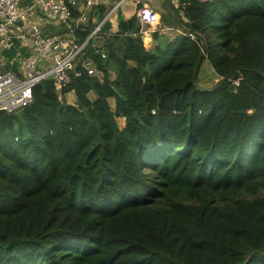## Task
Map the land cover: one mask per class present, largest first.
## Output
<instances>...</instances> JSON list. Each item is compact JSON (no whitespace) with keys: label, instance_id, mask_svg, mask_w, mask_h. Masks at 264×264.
I'll list each match as a JSON object with an SVG mask.
<instances>
[{"label":"trees","instance_id":"16d2710c","mask_svg":"<svg viewBox=\"0 0 264 264\" xmlns=\"http://www.w3.org/2000/svg\"><path fill=\"white\" fill-rule=\"evenodd\" d=\"M175 13L183 32L154 47L120 13L108 58L88 46L103 79L0 110V264H264V0Z\"/></svg>","mask_w":264,"mask_h":264},{"label":"built area","instance_id":"2783aa9c","mask_svg":"<svg viewBox=\"0 0 264 264\" xmlns=\"http://www.w3.org/2000/svg\"><path fill=\"white\" fill-rule=\"evenodd\" d=\"M128 1L116 0L89 30L86 38L80 40L76 30L89 16L82 13L75 18L71 7H100L103 5L102 0H36L31 7L20 6L19 0H0V47L7 48L15 39H19L28 41L33 49L32 56L19 59L17 70H0V110L16 112L29 105L33 100V87L44 80H52L57 89H62L71 82L73 76H79L83 71L103 79L104 70L88 53V46H92L93 52L101 54L103 59L108 58V54L98 47L96 38L105 32V25ZM134 1L138 6L136 14L141 25L159 24L160 15L157 11L140 0ZM166 1L178 6L182 0ZM34 7L40 9L45 20L62 25L64 32L42 34L41 27L30 15ZM179 32L183 31L180 29ZM189 36L195 37L192 33ZM239 80L233 82L238 85Z\"/></svg>","mask_w":264,"mask_h":264},{"label":"crops","instance_id":"0c3cea01","mask_svg":"<svg viewBox=\"0 0 264 264\" xmlns=\"http://www.w3.org/2000/svg\"><path fill=\"white\" fill-rule=\"evenodd\" d=\"M103 6L107 8L112 5L116 0H102ZM142 3H146L153 10L157 11L160 15V22L158 25L150 26V25H141V33L143 40L149 47H154L157 45L156 39L153 37L154 32H158V37L163 36L165 40L172 41L177 36V31L180 30L179 16L175 13V9H178L180 5H174L169 3L166 0H140ZM20 6L22 7H31L36 2V0H19ZM174 5V6H173ZM137 4L134 0H130L126 2L119 12L113 17L110 22V27L108 31L105 30L104 33L99 35L97 39L98 47L106 52V38L111 35V33H117L119 29V14L121 13L125 18H131L136 14ZM98 8L99 7H91L87 5L78 6V11L80 13H86L89 16V19L92 21L93 26L100 20L98 18ZM175 8V9H174ZM40 9L38 7L32 8L30 11V15L33 17L35 22L41 27L42 34H52L57 32H64V28L62 25L57 23H52L45 20L40 14ZM105 11V12H106ZM179 14L182 15V11L179 9ZM2 19L0 18V21ZM92 26V27H93ZM177 30V31H176ZM106 35V37H105ZM33 49L30 46L28 41H20L19 39H15L12 44H10L7 48L0 47V70L7 69L9 67H13L16 65L19 68V59L21 57H30L33 55ZM13 69V68H12ZM115 76V73L112 74ZM69 97L72 99L71 103L76 104V96L73 92H69L66 94V98Z\"/></svg>","mask_w":264,"mask_h":264},{"label":"rangeland","instance_id":"374dc122","mask_svg":"<svg viewBox=\"0 0 264 264\" xmlns=\"http://www.w3.org/2000/svg\"><path fill=\"white\" fill-rule=\"evenodd\" d=\"M108 46L105 47L107 48ZM113 73L115 72L112 70V74ZM218 80H219V76L209 65V63L207 61L203 62L198 73V78H197L198 86L201 88H211ZM91 97L93 98L94 94H91ZM66 101L68 103H71L72 99L67 97ZM119 123L123 125L124 124L123 119H119ZM261 259H264V257Z\"/></svg>","mask_w":264,"mask_h":264},{"label":"water","instance_id":"95a60500","mask_svg":"<svg viewBox=\"0 0 264 264\" xmlns=\"http://www.w3.org/2000/svg\"><path fill=\"white\" fill-rule=\"evenodd\" d=\"M62 89H57V92L59 93V94H62Z\"/></svg>","mask_w":264,"mask_h":264},{"label":"clouds","instance_id":"9594fccd","mask_svg":"<svg viewBox=\"0 0 264 264\" xmlns=\"http://www.w3.org/2000/svg\"><path fill=\"white\" fill-rule=\"evenodd\" d=\"M177 33H179V32H177Z\"/></svg>","mask_w":264,"mask_h":264}]
</instances>
